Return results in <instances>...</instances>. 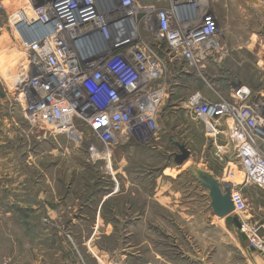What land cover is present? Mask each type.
I'll return each instance as SVG.
<instances>
[{
    "label": "built area",
    "instance_id": "2783aa9c",
    "mask_svg": "<svg viewBox=\"0 0 264 264\" xmlns=\"http://www.w3.org/2000/svg\"><path fill=\"white\" fill-rule=\"evenodd\" d=\"M38 24L51 32L40 35ZM9 25L28 57L19 89L25 119L43 139L62 135L86 147L114 192V151L149 148L176 79L196 74L209 86L203 71L225 50L211 0H27ZM213 94L194 92L183 108L208 138L229 136L234 161L220 183L231 189L247 249L264 257V222L246 216L244 196L249 187L264 190V104L242 85L231 100Z\"/></svg>",
    "mask_w": 264,
    "mask_h": 264
},
{
    "label": "rangeland",
    "instance_id": "374dc122",
    "mask_svg": "<svg viewBox=\"0 0 264 264\" xmlns=\"http://www.w3.org/2000/svg\"><path fill=\"white\" fill-rule=\"evenodd\" d=\"M0 3H3L0 4V124L11 112L17 123L25 121L34 136L37 135L38 142L42 143L36 145L30 156L26 155L27 159L38 163L32 174L37 177L40 170L46 171V175H42L44 183L45 179L51 181L56 176L65 179L69 175H64L59 168H51L52 162L80 161L76 144L66 136L46 139L39 136L35 126L25 119L24 105L19 99L21 79L28 73V57L20 37L10 28L9 17L17 9L25 8L27 0H0ZM211 3L225 50L209 62L203 71L204 77L209 86L226 100H231L234 86L242 85L256 92L264 104V0H211ZM187 79L188 82L176 79V94L166 116L160 120L158 136L149 148H141L137 161L141 162L145 174L149 172L154 173L153 177H162L166 182V192L170 188L172 196L177 195L176 204L170 201L172 207H177L180 212V208L185 207L190 209L189 212L182 215L179 211L175 215H143L139 218L144 226L130 228L126 223L133 217L105 214L101 216L105 225L97 231L91 226L89 230L65 231L62 226L57 228L53 224L49 227L51 237H44L38 216L32 214L25 221L24 217L16 214L6 190L9 168L0 166V260H9L11 264H100L93 257V252L107 264H264V257L247 249L245 238L233 223L237 216L217 218L210 207L208 191L189 173L190 166H198L206 157L223 165L231 152L224 153V161L220 162L211 140L202 151L200 143L206 139L201 133L202 125L184 110L183 103L197 91H202L207 99L215 100L214 91L196 74ZM7 130L0 125L2 135H6ZM13 141H16L15 137ZM34 142L29 140L32 146ZM175 142L191 151L188 168H184L186 162L180 167L174 163L172 154L179 153ZM8 155V148H0V159H10ZM47 162L50 164L48 170L44 164ZM224 171L225 167L215 176L219 182L225 175ZM75 178L84 183L88 179L74 173ZM62 187L61 182L54 184L55 192H64ZM76 191L80 193L84 189L81 186ZM244 196L248 204L246 216L264 222V192L249 187L244 190ZM140 206L157 208V205L146 204L145 201ZM59 218L62 223L67 222V216ZM110 222L113 227L107 230ZM127 250L130 255L125 261L121 256Z\"/></svg>",
    "mask_w": 264,
    "mask_h": 264
},
{
    "label": "crops",
    "instance_id": "0c3cea01",
    "mask_svg": "<svg viewBox=\"0 0 264 264\" xmlns=\"http://www.w3.org/2000/svg\"><path fill=\"white\" fill-rule=\"evenodd\" d=\"M170 106V103H168L162 113V118L164 115L166 116ZM13 116V112H11L9 117H4L0 124L3 128L8 129L6 135L5 133L2 135V132H0V148H8V156H10V159L7 160L0 159V166L9 168L6 190L9 192L8 196L11 205L15 208L17 215L24 217L25 221H28L26 217L32 214L41 219L43 228L41 227L40 230L44 237H51L49 235L51 228L49 227L54 225L57 228L62 226V230L72 232L79 228H88L89 230L90 226L92 230L95 227L94 231H97L105 225V221L101 219V216L105 214L133 217L129 223H126V226L130 228L131 226H142L144 223L140 222L139 217L143 215H175L178 213L177 207H172L171 205L173 204L170 202L173 201L176 204L177 195L174 194L172 196L169 187L168 191H165L164 183L166 182L162 180V177H153L152 174L154 173L148 172L145 174L142 170L144 167L137 159L143 147L138 145L122 146L114 151V175L119 185L118 192H114L115 183L105 171L103 163L90 162L87 149L83 146L76 147L80 161L52 162L51 168H59L64 175H69V177L64 179L62 176H56L51 181L45 179L44 183L42 175H46L47 172L40 170L41 176L35 177L32 173L35 170L34 168H37L38 163L26 158V155H31V151L36 148V145L40 146L42 143L41 141L38 142L37 135H35L36 137L34 136L25 121L17 123ZM164 119L167 118L164 117ZM190 126L193 125L190 124ZM11 127L12 130L9 129ZM201 133L206 138L203 144L200 143L203 152L208 146V140H211L213 147L216 148L220 162L224 161L223 158L226 153L231 152V155L225 159V164L223 165L219 162L218 164L215 163L216 161H213L211 157L200 160L198 166L203 167L206 171L216 176L222 171V168H226L230 162L234 161L232 142L228 135H222V133L214 139H209L205 135L203 126ZM14 137L16 141H13ZM29 140L36 142L32 146L29 144ZM80 147L81 149H78ZM44 164L48 170L50 164L48 162ZM64 164L66 165L64 166ZM74 173L86 176L88 178L86 183L80 182V178L74 179ZM147 174H150V177L147 178ZM58 181L64 186L62 187L64 192L60 194L56 193L54 188V184H58ZM81 186L84 191L78 193L76 190ZM251 188L264 192L262 189ZM32 190H35V192ZM139 201H141L140 204H138ZM143 201L146 204L150 202L153 205H157V208L140 206L141 204L143 205ZM117 205L121 206V208L118 209ZM180 210L179 215L190 211V209L185 207L180 208ZM61 216L64 218L67 216L65 220L67 222L62 223L59 218ZM108 226L110 227H107V230H111V227H113L111 222ZM129 255V250H127L121 258L126 261Z\"/></svg>",
    "mask_w": 264,
    "mask_h": 264
},
{
    "label": "water",
    "instance_id": "95a60500",
    "mask_svg": "<svg viewBox=\"0 0 264 264\" xmlns=\"http://www.w3.org/2000/svg\"><path fill=\"white\" fill-rule=\"evenodd\" d=\"M37 28L40 29V35L43 36L51 32L48 27L40 24L37 25ZM175 146L179 149V153H174L172 156L174 157V163L180 167L190 159L191 151L185 145L177 142H175ZM189 173L195 181L208 191L210 207L217 218L225 219L234 213L230 187L223 186L213 174L200 169L197 165L190 166ZM233 223L238 230L241 229V222L238 217L233 218Z\"/></svg>",
    "mask_w": 264,
    "mask_h": 264
},
{
    "label": "bare ground",
    "instance_id": "6f19581e",
    "mask_svg": "<svg viewBox=\"0 0 264 264\" xmlns=\"http://www.w3.org/2000/svg\"><path fill=\"white\" fill-rule=\"evenodd\" d=\"M28 62V61H27ZM26 75L21 79V82H23V80L25 79ZM189 165V162L187 161L184 165V168H188L187 166Z\"/></svg>",
    "mask_w": 264,
    "mask_h": 264
},
{
    "label": "trees",
    "instance_id": "16d2710c",
    "mask_svg": "<svg viewBox=\"0 0 264 264\" xmlns=\"http://www.w3.org/2000/svg\"><path fill=\"white\" fill-rule=\"evenodd\" d=\"M191 78H192V77H191ZM188 80H189V79L186 78V79L184 80V82H188ZM184 84H185V83H184ZM242 240H243V238H242ZM244 240H245V239H244ZM245 243H246V242H245Z\"/></svg>",
    "mask_w": 264,
    "mask_h": 264
},
{
    "label": "flooded vegetation",
    "instance_id": "af4514ba",
    "mask_svg": "<svg viewBox=\"0 0 264 264\" xmlns=\"http://www.w3.org/2000/svg\"><path fill=\"white\" fill-rule=\"evenodd\" d=\"M173 158V157H172ZM174 159V158H173Z\"/></svg>",
    "mask_w": 264,
    "mask_h": 264
}]
</instances>
